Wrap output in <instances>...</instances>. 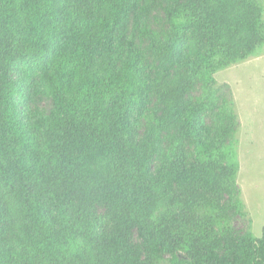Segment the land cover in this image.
<instances>
[{
	"label": "trees",
	"instance_id": "trees-1",
	"mask_svg": "<svg viewBox=\"0 0 264 264\" xmlns=\"http://www.w3.org/2000/svg\"><path fill=\"white\" fill-rule=\"evenodd\" d=\"M158 1L0 0V264H264V233L234 226L239 122L215 79L264 46V7L160 0L169 28L136 43ZM35 86L50 114L22 109Z\"/></svg>",
	"mask_w": 264,
	"mask_h": 264
},
{
	"label": "rangeland",
	"instance_id": "rangeland-1",
	"mask_svg": "<svg viewBox=\"0 0 264 264\" xmlns=\"http://www.w3.org/2000/svg\"><path fill=\"white\" fill-rule=\"evenodd\" d=\"M264 7V0H257ZM160 0L140 11L133 12L128 20L129 37L139 43L140 30L148 25L153 29H168ZM14 77L17 79L18 75ZM216 84L220 89L221 104L231 101L238 119V130L235 135L241 170L238 184L241 199L245 204V214L237 215L234 226L238 235L251 232L255 238H262L264 233V46L260 51L245 61L232 65L215 74ZM200 91L196 92L199 95ZM22 109L29 116L50 114L54 102L42 88L37 86L24 90L21 96ZM208 125H213L214 118L206 117ZM142 132H146L144 126ZM188 150L194 154V145L190 140ZM159 155L154 160V170L161 163ZM101 217L107 212L98 206ZM134 242L143 246V241L134 233ZM162 264H170V255L165 256Z\"/></svg>",
	"mask_w": 264,
	"mask_h": 264
}]
</instances>
